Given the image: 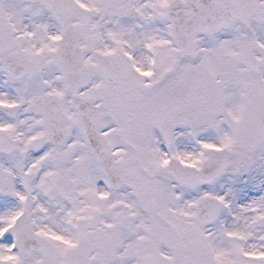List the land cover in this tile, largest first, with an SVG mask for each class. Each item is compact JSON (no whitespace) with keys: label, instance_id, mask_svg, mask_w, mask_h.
<instances>
[{"label":"snow or ice","instance_id":"6c2138e0","mask_svg":"<svg viewBox=\"0 0 264 264\" xmlns=\"http://www.w3.org/2000/svg\"><path fill=\"white\" fill-rule=\"evenodd\" d=\"M0 264H264V0H0Z\"/></svg>","mask_w":264,"mask_h":264}]
</instances>
